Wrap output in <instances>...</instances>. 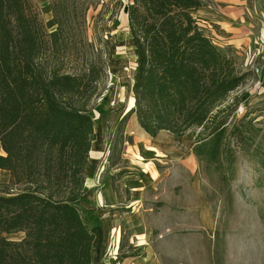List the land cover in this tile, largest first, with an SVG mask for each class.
Segmentation results:
<instances>
[{
    "label": "rangeland",
    "instance_id": "rangeland-1",
    "mask_svg": "<svg viewBox=\"0 0 264 264\" xmlns=\"http://www.w3.org/2000/svg\"><path fill=\"white\" fill-rule=\"evenodd\" d=\"M130 1L30 0L43 40L40 65L97 78L86 91V106L94 130L106 132L107 153L95 164L93 183L100 186L108 170L117 169L109 176L119 202L100 205L91 198L96 187L84 189L80 205L93 213L83 220L97 243L92 264H264V30L243 50L223 40L211 0L196 12L199 26L215 44L230 47L246 74L222 105L232 111L228 148L211 161L195 154L193 132L177 137L162 130L147 143L130 135L132 114L125 115L135 105L137 65L125 11ZM143 170L157 180L153 188L135 193L129 182L123 187ZM9 181L10 172L0 169V194L22 190ZM1 236L20 241L25 233Z\"/></svg>",
    "mask_w": 264,
    "mask_h": 264
},
{
    "label": "trees",
    "instance_id": "trees-1",
    "mask_svg": "<svg viewBox=\"0 0 264 264\" xmlns=\"http://www.w3.org/2000/svg\"><path fill=\"white\" fill-rule=\"evenodd\" d=\"M205 5L131 0L125 7L137 62L135 105L125 117L135 113L151 136L193 132L195 154L217 161L233 121L222 105L246 74L230 47L199 26ZM31 8L30 0H0V169L10 172L9 185L23 187L0 194V235L25 233L20 241L0 237V264H91L95 235L83 218L93 211L80 201L96 138L86 91L97 78L40 65L43 40Z\"/></svg>",
    "mask_w": 264,
    "mask_h": 264
},
{
    "label": "crops",
    "instance_id": "crops-1",
    "mask_svg": "<svg viewBox=\"0 0 264 264\" xmlns=\"http://www.w3.org/2000/svg\"><path fill=\"white\" fill-rule=\"evenodd\" d=\"M211 2L212 5L218 6L219 13H216V15L219 21L217 23L220 24V28L224 32L223 40L228 42L230 45L244 50L245 47L253 43L254 38H256L260 32H263L264 0H211ZM129 123L130 135L137 134L134 124L139 127V130L143 129L135 113L130 116ZM144 132L147 133L145 130ZM159 133H161V131ZM95 134L96 138L92 143L88 164L85 171L86 189H92V185H94V179L96 178L95 164H98L100 157L107 153L106 132L103 130L97 132L96 130ZM147 135L149 139H153V137H155L149 135L148 133ZM149 139L143 141L148 142ZM112 171L113 172L108 170V174L111 176L117 172V169H113ZM109 175L104 177L100 186H97V184L94 185L96 187V193L93 192L94 194L91 198L95 199L94 201L98 202L100 205H103V202H119L117 198L118 196L116 197V193L113 189L112 179ZM128 180L124 183L123 187L125 188L127 186V182H129L127 186L128 189H131L132 192L135 193H137L136 191H142L145 188H153V184H155L157 181L156 179L152 178L150 174L146 172V170H143L141 173L138 172L136 177H133L132 180ZM103 193L105 196L104 201L101 198ZM132 202L139 201L133 199ZM112 203L111 205H113ZM94 235L96 240V234L94 233ZM95 240L93 243L92 263L94 261V256L97 249V243ZM99 248H101V246Z\"/></svg>",
    "mask_w": 264,
    "mask_h": 264
},
{
    "label": "bare ground",
    "instance_id": "bare-ground-1",
    "mask_svg": "<svg viewBox=\"0 0 264 264\" xmlns=\"http://www.w3.org/2000/svg\"><path fill=\"white\" fill-rule=\"evenodd\" d=\"M134 127H135V129H136V132H137V135H138V136H141V137H143V138H148L147 133H145L143 129L139 130V127H138L136 124H134ZM148 139H149V138H148ZM1 149H2V148H1Z\"/></svg>",
    "mask_w": 264,
    "mask_h": 264
},
{
    "label": "built area",
    "instance_id": "built-area-1",
    "mask_svg": "<svg viewBox=\"0 0 264 264\" xmlns=\"http://www.w3.org/2000/svg\"><path fill=\"white\" fill-rule=\"evenodd\" d=\"M256 71H258V72H259V68H257V70H256ZM99 180H100V179H99ZM97 183L100 185V183H101V182H99V181H98Z\"/></svg>",
    "mask_w": 264,
    "mask_h": 264
}]
</instances>
